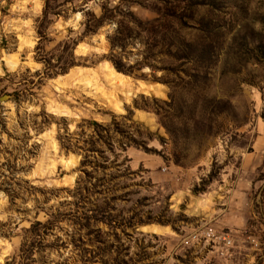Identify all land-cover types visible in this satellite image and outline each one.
<instances>
[{
    "label": "rangeland",
    "instance_id": "rangeland-1",
    "mask_svg": "<svg viewBox=\"0 0 264 264\" xmlns=\"http://www.w3.org/2000/svg\"><path fill=\"white\" fill-rule=\"evenodd\" d=\"M263 123L264 0H0V264H264Z\"/></svg>",
    "mask_w": 264,
    "mask_h": 264
},
{
    "label": "crops",
    "instance_id": "crops-1",
    "mask_svg": "<svg viewBox=\"0 0 264 264\" xmlns=\"http://www.w3.org/2000/svg\"><path fill=\"white\" fill-rule=\"evenodd\" d=\"M263 160H264V123H263V127L259 128V133H258L257 138L255 140V143L253 145V151L251 153H248L247 155H245L243 157V164H242L241 169L243 170V172L255 171L257 168H259L262 165ZM164 178H165V176H164ZM174 184H176V183H174ZM172 188L174 190H173V192H171V195L168 197V203H169L168 214L172 215V214H176L177 212L185 213L186 210L185 211L182 210V205L184 204L183 202H185V200L187 199L189 190H187L186 188L182 189V188L177 187V186H173ZM163 189L166 190V187L163 186ZM225 189L230 193V195H228V197H227L228 199L225 201L224 204H227V206H229L232 203H235V201H233L234 198L245 195V193L242 192V190H244V191L248 190L249 189V183L247 181H242L241 183L235 184L232 187L231 186L228 187L225 185ZM224 204L222 205L223 210L227 212V215L225 217H223L220 220V222L222 224L232 225L233 220L230 219V216L233 215L232 214L233 209H230V207H227ZM229 212H231V213H229ZM225 218H227V219H225ZM198 222H200V220ZM194 225L192 226L190 231L195 230ZM152 227L159 228L162 232L153 233L152 231H150V229ZM186 229L189 230V227L183 228V230H186ZM142 230H143V233L144 232L152 233L154 236H159L160 238H165V239H167V241L169 240L168 241L169 245L167 246V248L164 247V248H166V251H167L166 254H168V255L176 254V252H177V248H176L177 245L176 244L178 243L176 241V238H180L181 236L179 235V233L177 232V229L172 225L171 222H167L165 224H161V223L148 224V225L143 226Z\"/></svg>",
    "mask_w": 264,
    "mask_h": 264
},
{
    "label": "built area",
    "instance_id": "built-area-1",
    "mask_svg": "<svg viewBox=\"0 0 264 264\" xmlns=\"http://www.w3.org/2000/svg\"><path fill=\"white\" fill-rule=\"evenodd\" d=\"M203 242L212 243L213 245H224L226 249H230L233 246L232 236L229 233L218 232L214 228H208L203 233H197L192 235L185 241V245L190 247L194 245H201Z\"/></svg>",
    "mask_w": 264,
    "mask_h": 264
},
{
    "label": "trees",
    "instance_id": "trees-1",
    "mask_svg": "<svg viewBox=\"0 0 264 264\" xmlns=\"http://www.w3.org/2000/svg\"><path fill=\"white\" fill-rule=\"evenodd\" d=\"M116 65V68L119 70V71H121L122 69H121V67L116 63L115 64ZM72 67V66H71ZM47 71H48V69H47ZM56 75V74H55ZM47 77L48 78H52L53 77V75L52 74H50V73H47Z\"/></svg>",
    "mask_w": 264,
    "mask_h": 264
},
{
    "label": "bare ground",
    "instance_id": "bare-ground-1",
    "mask_svg": "<svg viewBox=\"0 0 264 264\" xmlns=\"http://www.w3.org/2000/svg\"><path fill=\"white\" fill-rule=\"evenodd\" d=\"M121 76V75H120ZM120 78V77H119ZM121 79V78H120Z\"/></svg>",
    "mask_w": 264,
    "mask_h": 264
}]
</instances>
